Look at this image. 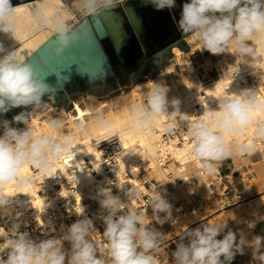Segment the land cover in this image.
Here are the masks:
<instances>
[{"label":"clouds","instance_id":"clouds-1","mask_svg":"<svg viewBox=\"0 0 264 264\" xmlns=\"http://www.w3.org/2000/svg\"><path fill=\"white\" fill-rule=\"evenodd\" d=\"M98 3L111 6L114 0H83L85 12L96 13ZM152 3L157 10L175 6V0H152ZM34 20L57 34L58 52L62 53L70 47L74 32L68 27L69 17L56 11L52 4L37 7ZM178 26L184 33L198 36L203 49L212 54L230 52L229 49L235 47V52L230 53L237 56L239 63L248 56L255 60L258 55L256 37L264 40V0H190V3L183 4ZM17 28V8H14L11 0H0V32L15 36ZM248 41L253 43L249 45ZM3 52L4 48L0 45V53ZM167 91L166 87L155 84L149 92L147 108L133 109L129 124L133 131L144 132L154 125L159 116L165 114ZM46 92L48 87L32 66L17 55V51L0 57V112L6 113L10 108L21 106L40 108ZM171 103L178 105L179 101L173 100ZM257 112H264V102L257 98L256 90L246 89L234 96L219 99L218 110L208 113L204 119L189 121L190 135L194 140L192 152L204 162L205 171L213 173V162L233 155V147L227 143L225 133L243 134L256 122ZM13 120L29 124V127L20 130L12 127L8 121L3 122V135H0V186L16 182V186L23 187L31 182L21 171L26 164L42 172L50 171L56 161L72 150V142H60L51 134L35 135L24 113ZM63 126V120L50 121L52 129L60 130ZM97 126L110 128L103 118L97 119ZM83 127L82 123L77 125L78 129ZM256 135L264 138V124L258 126ZM234 149L236 154L244 155L252 153L255 146L236 143ZM97 195L102 210L100 218L105 225L102 236L106 243L93 238L98 231L93 220L87 216L76 220L70 227L66 226L62 236L38 243L28 233H20V226L16 224L8 231L4 228L0 231V237L5 240L4 244H0L4 246L0 252L9 250L6 260L0 258V264H105V257L111 264H157L156 257L151 253L158 250L157 237L161 233L145 224L144 212L126 213L125 204L112 194L110 188H100ZM133 195H138V191L133 190ZM10 202V197L0 187V207ZM150 207L153 213L151 218L157 223L164 224L172 218L173 206L164 193L156 191ZM105 212L106 215L103 214ZM83 213L79 215L83 216ZM160 213H165V216L161 217ZM226 227V224L207 223L186 231L172 253L174 264H230L236 253L243 254L244 245L248 242L243 236L237 242V234L231 230L223 235V239H218ZM184 238L188 239V244L183 242ZM64 241L69 242L70 250L64 249ZM251 246L257 250L253 254L254 259L264 264V254L257 255L261 238L256 237ZM98 253L101 258L97 257Z\"/></svg>","mask_w":264,"mask_h":264},{"label":"bare ground","instance_id":"bare-ground-1","mask_svg":"<svg viewBox=\"0 0 264 264\" xmlns=\"http://www.w3.org/2000/svg\"><path fill=\"white\" fill-rule=\"evenodd\" d=\"M118 1L123 0H114V2ZM49 3L53 5L56 11H60L69 17L68 27L70 29L79 22L75 13H78L81 19L89 15L85 12L83 0H76L72 4H68L65 0H44V2L36 0L15 6L14 8H17L18 28L15 36L11 33L0 32V45L4 48V52L0 53V57L17 51V55L22 60H25L50 36L55 34L52 29L42 27L34 20L37 7H45ZM101 5L103 3H98L96 7L98 8ZM256 40L258 41L256 44V52L258 55L255 60L251 56H248L242 63H239L238 58H233L229 62L225 61L226 65L218 68V76L210 83H204L198 78L190 81L188 74H185V70L190 69V66L182 60L184 52L178 48H174L173 54L176 60L175 66L179 68V79L176 82H172L171 85L159 84L168 89L166 94L168 104L165 108V114L159 116L155 120L154 125L144 132H135L129 127L132 119V111L133 109H139L141 107L146 109L143 103L147 101L150 90L157 83L151 82L146 86L145 88H148L146 93L139 92V89L133 90L131 95L132 103L129 106L119 111H110L103 118L110 128L98 127V118L93 117L95 109L83 107L77 101L73 102V111L63 112L64 118L60 119L64 121V126L67 125L68 132L65 133H62L60 131L61 129L55 130L50 127V121L52 119L47 117L48 112L35 113L30 109V127L35 135L51 134L54 139L60 142L70 140L72 142V150L61 160L56 161L55 166L47 172L39 171L38 174L34 175L30 164H26L21 171L24 176L30 178L31 182L23 187L16 186V182L0 186L2 187L3 193L10 197V201L14 199L17 193H22L26 197L31 198L34 196L35 198H32L30 205L22 203V207L30 206L37 211H46L50 204L52 206L54 205V201L51 203L47 202L37 194L40 188V182L54 175L70 178L67 169L68 167L76 165L78 172L73 176L74 184L89 198L98 203L100 199L97 195L98 190L106 187L102 181L96 179L92 172L85 170V160L88 158L95 169L99 170L101 152L96 144L115 136L119 138L123 146V151L119 158V165L115 168V174L119 182H123L125 174H130V180L136 185L138 191L146 193L148 188L138 179V168L142 166L146 169L150 168L149 173L154 175L157 181L160 182V185L153 190L152 196L158 191L159 187L166 184V181L169 179L167 175L172 172V175H175L176 178H182L186 184L190 183V176L194 174L198 183L192 188L197 192H204L207 187L206 180L197 171L198 167L204 166V162L194 156L192 152L194 142L192 144L178 145L176 141H172L164 144L162 142V135L166 131L167 126H178L187 127L189 132L186 136H190L191 127L189 121L195 122L204 119L208 113H211L213 110H218L219 99L225 96H234L242 90L248 89L246 75L252 76L255 79L256 84L250 89L256 90L257 98L264 102V40H261L260 36L258 38L256 37ZM220 63L219 61L218 64ZM173 70L174 67H168L166 71L170 75L174 72ZM204 94L205 96H203ZM173 100H178L179 104H172L171 101ZM198 103H202V110L199 113L196 109ZM104 106H106V103H102L98 109ZM255 115L256 122L250 125L243 134L225 133L226 141L230 147H232L233 143H240L253 146L258 144L259 149L264 148V138L257 137L256 135L258 126L264 124V112H257ZM80 123L84 125L82 129L77 128V125ZM254 151L257 150L255 149ZM168 152L172 153L173 162L168 167H164L158 163V157ZM208 175L222 177L217 170L211 174L208 173ZM180 187L184 188L185 186ZM139 194L131 197L129 205L132 210L138 204L137 201L141 197ZM128 196H124L126 200L129 199ZM10 203L4 207H0V216L12 214L13 206ZM178 209L181 210L183 208L180 207ZM101 212L102 210L99 208L94 214L93 219H100ZM103 214L106 215L107 213L105 212ZM172 221L176 222L174 226H179V216ZM70 247L64 244L65 250H70Z\"/></svg>","mask_w":264,"mask_h":264},{"label":"water","instance_id":"water-1","mask_svg":"<svg viewBox=\"0 0 264 264\" xmlns=\"http://www.w3.org/2000/svg\"><path fill=\"white\" fill-rule=\"evenodd\" d=\"M33 1L11 3L15 7ZM184 3L190 0H175L173 8L162 10L152 0L103 4L71 28L72 43L62 53L57 51V34L50 36L25 59L48 87L42 100L60 96L70 101L72 88L80 91L81 87L116 83L122 71L141 64L161 67L174 55V48L186 51V39L192 33H184L178 26ZM31 107L0 112V128L20 113L29 117Z\"/></svg>","mask_w":264,"mask_h":264},{"label":"built area","instance_id":"built-area-1","mask_svg":"<svg viewBox=\"0 0 264 264\" xmlns=\"http://www.w3.org/2000/svg\"><path fill=\"white\" fill-rule=\"evenodd\" d=\"M194 54V51H192ZM205 96V94L203 95ZM73 104V102H72ZM196 109L199 111L202 110V103L196 105ZM198 117V116H197ZM31 120L29 116V121ZM29 127V126H28ZM189 132L187 127H178V126H167L166 131L162 135V142L168 144L172 141H176L178 145L192 144L194 142L193 137L186 136ZM97 148L101 152V162L99 170H96L91 161L86 158L85 160V170L87 172H92L97 180L102 181L103 185L106 188H110L113 195L118 196L121 201L125 204L124 211H130L129 202L133 195V190H137L136 185L131 182L130 174H125L123 182H119L117 175L115 174V168L119 165V158L123 151V146L118 137H111L105 141L99 142L96 144ZM264 145V144H263ZM255 149L257 151H264V148L259 149V145L255 144ZM245 155V154H244ZM172 153L168 152L166 154L160 155L158 157V163L164 167L167 166L170 162L173 161ZM149 167V165H148ZM30 168L34 175L39 173V170L30 165ZM138 179L142 175L149 176L150 168H144L139 166ZM198 174L206 180V189L204 192H198L194 195L192 204L189 206L190 210L193 212L205 213V208L209 205H213L216 208V211H224L234 206H237L244 202L242 193L237 189L233 188L231 183L227 180L226 177H213L208 175V172L205 171L204 166L197 168ZM78 172L77 166L68 167L67 173L70 178L61 177L59 175H54L48 179H44L40 182V188L37 191V194L41 196L47 202L54 201V205L51 204L48 206L46 211H37L32 209L30 206L22 207V203L30 205L32 203V198L34 196L26 197L22 193H17L13 200H11V205L13 206V211L11 215L0 216V231H3V228L8 231L14 225L19 224L20 233H28L29 237L38 243L39 240L44 238H53L60 237L64 234L66 226L70 225L78 219L88 218L93 220L94 226L98 232L93 234L95 240H99L103 243H106L102 233L104 231L105 225L103 220L100 218L98 220L93 219L94 214L100 208L97 201L89 198L85 193L82 192L74 184V174ZM168 178L172 179V173H169ZM177 183L180 186L190 187L193 186L198 180L196 177L190 176V183H187L182 179L178 178ZM148 181H144L145 185ZM141 196L137 201V206H134V211H144L146 207H150V201L153 197L152 194L144 193L143 191H138ZM125 195H129V199H125ZM170 203V202H169ZM172 218L167 221V225L170 228H175L176 222L172 221L174 218H177L180 214L184 215V209L179 210L180 206L172 205ZM83 213V216L79 213ZM120 214H123L121 212ZM149 226V225H148ZM158 232L156 228L149 226ZM100 232V233H99ZM159 239V235L157 240ZM182 237L177 236L173 239L175 248L177 244L181 241ZM185 243V240L183 239ZM5 240L3 237H0V244H4ZM63 244L71 246L69 242L64 241ZM3 245H0V248H3ZM8 249H5L3 252H0V258L7 259ZM153 255V252L151 253ZM264 254V252L262 253ZM98 258H101V254H97ZM157 264H164L159 261L157 256ZM110 260L105 257V263ZM250 264H261V261L254 259Z\"/></svg>","mask_w":264,"mask_h":264},{"label":"crops","instance_id":"crops-1","mask_svg":"<svg viewBox=\"0 0 264 264\" xmlns=\"http://www.w3.org/2000/svg\"><path fill=\"white\" fill-rule=\"evenodd\" d=\"M186 41L188 48L184 51L182 60L190 66V69L193 70L194 75L197 76L199 80L207 82V80L218 73L219 61L224 59L229 52L221 54L210 53L208 50L203 49L199 37L195 34L189 35ZM247 43L251 45L249 41ZM192 51H194V54H192ZM229 51H235V47L230 48ZM174 61L176 62L175 56ZM84 100H86V97H79L77 102L83 106ZM45 105H50L51 108L59 109L60 106H63V103L54 104L52 101H49ZM213 163L215 170H217L222 177H226L233 188L242 193L244 202L224 211H216L215 206L209 205L205 208V213L193 212L190 210L189 206L192 204L194 195L197 193L193 192L192 187L198 182L193 186L184 187V192H182L180 184L173 180L174 178L168 179L169 184L177 186L179 196L177 197L172 192V196L168 195L170 198L167 200L172 205L185 208L183 212L184 215H179V226L173 229L167 225V222L159 224L155 220H152L151 217L153 213L151 207H146V211L145 209L143 211L146 225L156 228L158 232L161 233L158 239L159 248L153 252V255L157 256L159 261L164 264H174L172 253L176 250L173 243L175 237L181 236L183 238L186 231L202 227V225L207 223L211 225H227L224 229V233L217 237L218 239H223V235L231 230L237 234V242H239L241 236L248 242L244 245L243 254L240 253L241 257L243 256L242 261L239 259L238 253H236L230 264H242L244 261L246 262L247 259L249 260L248 257L250 256H252V261L254 260L253 254L257 250L254 246H251V242L254 241L256 237L261 238V246L257 255L264 252V151H253L245 155H238L233 152L230 158ZM132 211L134 210L131 209L125 212ZM160 216L164 217L165 214L160 213ZM148 218H151V221L147 222ZM250 224L254 226L249 227ZM184 240L185 244H188V239L184 238ZM249 251L251 254L246 256V252ZM221 259L223 260L224 258L221 257ZM252 261L247 264H250ZM105 264H111V261ZM225 264H228V262H225Z\"/></svg>","mask_w":264,"mask_h":264},{"label":"rangeland","instance_id":"rangeland-1","mask_svg":"<svg viewBox=\"0 0 264 264\" xmlns=\"http://www.w3.org/2000/svg\"><path fill=\"white\" fill-rule=\"evenodd\" d=\"M74 1H76V0H65V2H67L68 4H72ZM75 14L77 15V17L80 21L81 16L78 13H75ZM258 37L259 36H257V38ZM249 42H250V44L253 43L252 41H249ZM230 52H235V51H230ZM230 52L224 59H222L220 61L221 63L218 64V68L220 66L226 65V62L231 61L233 58H237L236 55H234ZM175 64H176V62L174 61V56L173 57L171 56L163 66L151 69L149 71V73L143 77L140 76L139 78L127 79L125 81L116 80V87H114L113 89H110V90H108L104 93L98 94V95H91V94L84 93L82 95L77 96L76 100L73 99V102L78 101L79 97H86V100H84V103H83V107L95 109V111L93 112L94 118H104L110 111H119V110L123 109L124 107L129 106L132 103V96L131 95H132L133 90L139 89L138 90L139 92L146 93L148 88H145V87L148 86L151 82L157 83V84H163V85H171L172 82L178 81V79H179V74H178L179 68L177 66H175ZM168 67H174V70H173L174 72H172V74H170V75L166 71ZM185 74H188L190 81H194L195 79H197V76L194 75L193 70H191V69H188L187 71L185 70ZM217 76H218V73L216 75L212 76L211 79L207 80V82H204V83H210ZM246 83H247L246 85L248 86V89H250L253 85L256 84L255 79L252 76H247V75H246ZM49 99H51V98L42 100L40 108H35L34 106H32L30 109L35 113H38V112L46 113V112H48L47 117H49L50 119H58V120L64 118L63 112L73 111V105L71 106V104L69 102H63V106H60L59 109L51 108L50 105H45L46 103L49 102ZM102 103H106V106L98 109V107L101 106ZM143 104L147 108V101H144ZM29 116H30V110H29ZM27 119L29 120V117H27ZM28 126H29V124H25L24 122H19L18 124L14 125L13 127L20 129V130H23V129H26ZM66 126H63V128L60 130L62 133L68 132V129L66 128ZM0 135H3V128H0ZM234 145L235 144L233 143L232 147H233V152L235 153ZM169 164H167V167ZM193 173H194V171H193ZM148 174H149V176L148 175L140 176V181L142 183L146 180L148 181L145 184V186L148 188V191L146 193L152 194L155 187L160 185V182L157 181V178L154 175H151L150 173H148ZM172 174H173V172H172ZM192 175H194V174H192ZM174 176L175 175H173V178H174L173 180L176 181L178 178H176V176L175 177ZM180 189L182 192H184V188H180ZM194 190L195 189L193 188V191ZM158 191L164 193L165 198L167 197L166 199L170 198V197H168V195L172 196V192L177 197L179 196L177 186L174 184H169V180L166 181V184L164 186L159 187ZM195 193H198V192L195 190ZM161 214H165V213H161ZM149 221H151V218L150 219L148 218L147 222H149ZM249 254H251L250 251L246 252V256H248ZM237 255H238L239 259L242 261L243 256L241 257V254L239 252ZM248 258H249V260L247 259V261L246 262L244 261L242 264H247L250 261H252V256H250Z\"/></svg>","mask_w":264,"mask_h":264},{"label":"flooded vegetation","instance_id":"flooded-vegetation-1","mask_svg":"<svg viewBox=\"0 0 264 264\" xmlns=\"http://www.w3.org/2000/svg\"><path fill=\"white\" fill-rule=\"evenodd\" d=\"M141 65H137L135 66L134 68H132L131 70L129 71H122L120 74H118L117 76V80H127V79H134V78H137V76L141 73ZM147 68L149 69H152L151 67L149 66H146ZM114 87H116V83H112V84H98L96 85L95 87L93 88H82L80 89V91H77L75 90L74 88H72L70 90V94H71V100L70 101H67V100H63V98H61L60 96L58 97H51V99H49V101H52L54 104H60V103H63V102H69L71 104V106L73 105L72 102H73V99L76 100V97L81 95V94H84V93H87V94H91V95H98V94H101V93H104L110 89H113ZM9 123L11 124V126H14L16 124H18L19 122H15L13 120V118H11L9 120ZM3 128V127H1Z\"/></svg>","mask_w":264,"mask_h":264},{"label":"trees","instance_id":"trees-1","mask_svg":"<svg viewBox=\"0 0 264 264\" xmlns=\"http://www.w3.org/2000/svg\"><path fill=\"white\" fill-rule=\"evenodd\" d=\"M153 69V68H152ZM151 69L147 68L146 65L141 66V73L137 76L139 78L140 76L143 77L149 73ZM13 127V126H12Z\"/></svg>","mask_w":264,"mask_h":264}]
</instances>
